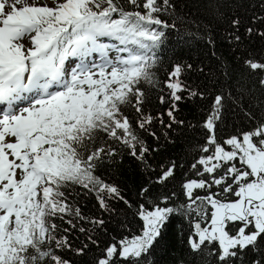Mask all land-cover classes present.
Segmentation results:
<instances>
[{
    "label": "snow or ice",
    "instance_id": "obj_1",
    "mask_svg": "<svg viewBox=\"0 0 264 264\" xmlns=\"http://www.w3.org/2000/svg\"><path fill=\"white\" fill-rule=\"evenodd\" d=\"M174 7L172 0H59L52 7L0 0V264H69L59 253L71 244L59 235L57 220L72 228L73 219L88 221L93 230L106 231L105 219L85 216L69 197L79 186L85 195L94 194L104 213L116 212L110 201L131 206L118 186L95 170L123 149L147 166L156 149L136 130L158 139L150 126L155 119L163 125L164 115L170 121L166 127L182 125L175 116L182 94L210 101L203 121L208 135L199 148L203 154L191 165L197 178L181 186L186 202L171 206L173 192L159 203L149 199L150 207L141 203L136 212L140 233L112 237L96 264H155L153 251L174 215L189 226V251L215 257L214 264H245L252 252L256 256L250 264H264V120L223 144L216 137L226 94L241 107L245 96L256 108L264 101L253 96L256 85L248 89L237 83L233 97L226 70L215 95L183 79L193 70L191 64H173L159 79L160 50L169 31L185 43L204 39L196 19L182 21L195 25V31H181L176 26L180 17L172 23L162 18L173 15ZM205 9L218 14L216 0H204L201 12ZM257 22L264 16L253 17ZM239 25L238 17L232 19L230 43H239ZM253 31L246 29L249 36ZM255 31L264 38V31ZM204 42L215 46L210 36ZM244 67L260 74L258 86L264 89V61L249 58ZM141 81L158 88L159 102L170 105L165 113L145 114L144 92L137 87ZM245 114L252 117L247 109ZM176 168L175 163L161 166L154 182L164 184ZM148 192L142 188L141 197ZM88 239L98 243L91 235ZM85 248L76 251L82 254Z\"/></svg>",
    "mask_w": 264,
    "mask_h": 264
},
{
    "label": "trees",
    "instance_id": "obj_2",
    "mask_svg": "<svg viewBox=\"0 0 264 264\" xmlns=\"http://www.w3.org/2000/svg\"><path fill=\"white\" fill-rule=\"evenodd\" d=\"M123 2L124 0H121V3ZM216 2L218 14L210 15L206 9L201 12V9L204 8V0H172L175 5L173 15L165 14L162 18L172 23L174 17H180V20H176V26L181 31L186 28L195 31V25L182 21L196 19L201 22L198 35L203 36L204 39L185 43L178 39L176 32L169 31L168 40L160 50L161 63L157 70V76L162 81L173 64H191L193 70L185 72L183 79L194 89L215 95L224 84V71L226 70L230 78L228 86L233 97L238 96L237 83L248 89L256 85L253 96L264 101V89H260L258 86L260 74H253L244 67V61L249 58L264 61V38L257 35L255 31H264V22L252 23L253 17L264 16V8L261 7L262 0H216ZM93 10L96 9L93 8ZM126 10L133 11L135 9L131 5H126ZM236 17L240 20L238 34L241 39L239 43H230L227 34L235 32L231 21ZM205 25L210 31L205 29ZM249 27L254 29L251 36L246 33V29ZM209 36L215 41L214 48L204 42ZM213 53L215 54L213 55ZM200 67H203V72L196 70ZM137 87L144 92L145 114L157 117L160 113L166 112L170 105L159 102L161 92L157 87L144 81H141ZM182 95L185 96V99L179 103L178 111L175 112L177 121L184 122L182 125L173 123L171 128L166 127L170 121L167 115H164L162 117L163 125L160 123V119H155L150 126L158 139H154L139 129L136 130L150 148L156 149L148 156L147 166L134 159L126 149H123L114 160L106 161L95 170V175L100 176L109 184L118 186L131 206L119 201H110L116 212L104 213L99 208L94 194L85 195L83 189L79 186L75 187L69 197L70 202L79 206L85 216L102 217L107 223L106 231H103L93 230L95 226L88 221L73 219V223L76 224L75 228L60 220L56 221L60 226L59 235L67 236L71 244V248L64 249L59 253L69 261V264H96L97 259L102 255V250L112 243V237L121 239L125 235H138L142 221L137 217L136 212L141 203L150 207L147 204L149 199L159 203L162 196H170L173 192L176 193V197L168 202L171 206L186 202L181 186L185 180L197 178L191 171V165L203 154L199 148L205 143L208 135L203 127V121L210 101L199 98L190 99L186 94ZM224 105L223 118L216 128L218 143L223 144L224 140L230 136H239L241 133L255 128L260 120H264V103H261L259 108L253 107L248 96L244 97L241 107L234 104L226 94ZM245 109L252 113V117L245 114ZM127 111L132 113L131 109H127ZM172 163L177 165L174 177L164 184H156L154 181L161 166L168 167ZM144 187H148L149 192L146 196L141 197L140 192ZM196 191L203 194L202 190ZM76 193H80V195ZM125 225L127 227H124ZM80 227H84L87 231L80 232ZM65 228L69 231L64 232ZM89 235L93 239H97L98 243H91L88 239ZM188 235L189 226L185 219L174 215L164 229V235L156 245L151 259L155 264H214L215 257L205 258L203 254L189 251ZM84 245H87V248L82 254H78L76 249L83 248ZM255 256V253L249 252L245 257V264H250Z\"/></svg>",
    "mask_w": 264,
    "mask_h": 264
},
{
    "label": "rangeland",
    "instance_id": "obj_3",
    "mask_svg": "<svg viewBox=\"0 0 264 264\" xmlns=\"http://www.w3.org/2000/svg\"><path fill=\"white\" fill-rule=\"evenodd\" d=\"M54 2H59V0H29V3H35L36 6H49V7H52L54 6ZM226 150L229 149V146H225ZM237 163V166H239V163L238 161L235 162Z\"/></svg>",
    "mask_w": 264,
    "mask_h": 264
}]
</instances>
